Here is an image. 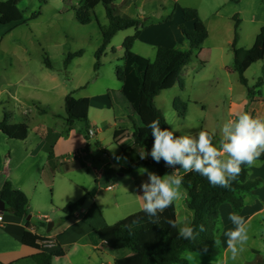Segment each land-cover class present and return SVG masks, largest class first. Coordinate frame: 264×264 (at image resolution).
<instances>
[{
    "label": "rangeland",
    "instance_id": "obj_1",
    "mask_svg": "<svg viewBox=\"0 0 264 264\" xmlns=\"http://www.w3.org/2000/svg\"><path fill=\"white\" fill-rule=\"evenodd\" d=\"M81 1L20 0L19 8L25 19L31 18L33 14L38 12H41V15L36 20L16 27L12 31L13 33H9L4 41V45L9 49H12L13 45L20 47V53H14V56L30 58L32 61L30 72L34 75L40 76V70H43L59 77L60 84H52L50 92L44 93L39 89L30 92L33 98H37L36 101L41 102L43 108L65 117V97L67 95L76 92L73 95L76 99L82 98L81 96L84 95H90L98 101L101 96L109 95L108 100L110 99L112 107L109 106L103 110L100 109L102 107L99 104H96L91 107L88 117L90 129L105 128L104 133L99 135L101 141L96 136L86 139V124L84 122H77L74 128L68 132L71 138L66 151H74L77 152V156L80 155L79 158H74L71 155L74 160L61 166V171H69L67 175L69 178L80 177L78 170L81 171L82 177H87L84 171L87 162H91L95 168L101 169L103 164H111L113 160H117L116 157H119L118 144L131 139L135 127L141 125L138 116L121 94L122 84L116 76V68L123 66V43L128 36L135 34V29L121 31L113 38L101 59V67L95 71V55L103 41L100 27L108 26L109 19L105 7L100 4L94 10L92 22L88 25H81L77 22L73 10V7L79 5ZM210 3L211 0H182L179 6L190 5L198 9L200 15L205 18L209 12ZM112 8L115 15L123 18L141 19L142 25L148 28L150 35H152L153 30L157 31L165 27L168 16H174L175 23L179 19V10L174 9L168 0H117L113 3ZM240 8L250 11V14L249 16L245 14L238 16V20H241L239 34L241 35V45H243V48L238 49H249L245 47L252 39L250 37L258 32L257 26L259 24L262 25L261 27L264 26V0H233L232 3H228L221 9L219 17L229 16V14ZM252 12L258 15L254 24L248 19L251 17ZM228 23L224 20L219 28L213 29L210 41L205 45L204 50L194 51L191 64L185 67L181 74L184 88H181L178 84L175 88L160 93L155 100L156 106L161 110L170 127L181 130L177 135L185 133L194 135L196 132L204 130L213 135V143L217 146L220 140L219 129L228 119H233L242 112L250 113L254 117L264 118V84L258 89H254L259 79L263 77L264 60L252 65L245 74L249 88L254 89L255 98L260 100V102L254 103L249 97L247 89L240 84L239 75L234 70L232 46L224 41L223 34H221V30H225L229 26ZM234 23H236L235 20ZM5 32H9V29H6ZM162 40V38L138 40L134 45L133 52L154 61L158 47L156 42H162ZM170 44L174 48L189 49V44L184 37L182 43L174 40ZM209 44L213 48L211 60L205 59L207 48H211L208 46ZM80 50L84 51V55L81 58L74 59L66 67L65 60L67 56ZM8 55L11 54L0 50V58ZM44 57L50 59L53 66L52 70H48L44 65ZM22 90L26 93L29 92L24 87H22ZM176 98H180L186 104V116L183 119L178 116L173 108ZM105 102L107 105V100ZM29 105L31 106L28 111L35 113L36 118L42 120L46 125L45 127L42 123L41 133L44 132V129H47L45 135L47 133H52L54 136L56 134L67 135L64 118L55 117L52 113L40 116L35 105L31 102ZM13 114L15 116L17 114V117H19L20 112L15 109ZM115 117L117 127L114 126ZM38 128V125L32 124L30 129V131L32 130V139L36 135L40 136V133L36 134ZM120 128L123 130V135L117 140L115 131H119ZM5 141L8 146L23 147L17 140ZM97 144L103 146L106 152L98 150ZM87 145L92 147V155L89 157H85L81 153L82 151L86 152ZM83 146L85 148L81 149ZM4 150L7 157L11 149L6 146ZM150 151L146 150V152ZM147 159L153 160L151 156H148ZM119 161H116V164ZM114 168H117L114 174L116 182L121 181L118 176V174L123 173L121 172V165L114 166ZM172 171L174 169L169 168L167 174H171ZM90 172L93 173V170ZM259 173L263 174L264 172L260 171ZM252 174H254V166L250 168L249 177ZM60 185L58 174L57 178H54V190L49 191V202H54L53 204L56 206L61 204ZM89 186H95V182H90ZM180 191L181 196L176 201L178 203L179 225H182L187 220L185 211L189 213L191 210L187 206H183V197L187 193L186 190L181 186ZM90 192H92V188ZM99 192L101 196L107 197V193L102 187H100ZM243 198L245 204H250L255 199L264 204V185L259 187V192L253 190L243 193ZM62 209V207L56 208L55 212L50 214L51 219L46 223L55 222V230L59 229L65 222V214ZM227 220L229 221L228 217ZM37 221L35 215L32 220L33 225L46 234L47 227L40 226ZM226 224V216H221L216 226L215 237H219L221 241L216 255L211 256L188 251L183 254V257L188 260L189 264H247L256 260L257 253L264 258V212L256 215L248 224L249 240L244 246V251L236 259H232L231 254L227 251L226 237L223 235L226 231ZM102 251L104 253L99 255L104 262L110 261L114 264H138L139 262V255L130 250L113 251L107 248Z\"/></svg>",
    "mask_w": 264,
    "mask_h": 264
},
{
    "label": "trees",
    "instance_id": "obj_2",
    "mask_svg": "<svg viewBox=\"0 0 264 264\" xmlns=\"http://www.w3.org/2000/svg\"><path fill=\"white\" fill-rule=\"evenodd\" d=\"M115 1L117 0H84L79 7H73V10L77 22L81 25H88L92 22L94 10L100 4L106 9L109 25L100 27L103 41L95 55V71L101 67V59L113 38L121 31L136 30L134 35L125 39L123 43V66L116 68L117 79L122 84L121 94L141 122L139 127H135L132 138L125 140L120 146L119 157L126 159L128 165L126 169H121V172L127 174L140 168H152V172L163 176L167 168L163 160L156 163L154 160L140 158L142 152L151 150L153 146L151 130L146 125L152 120L158 119L162 128H171L161 110L156 106L155 100L160 93L171 90L178 84L181 88H184L181 78L182 71L184 67L192 62L194 51L204 50L203 45L209 37L208 28L201 19L198 9L193 7L183 8V21L184 23H192V28L181 24L179 30L182 36L186 38L189 49L158 46L155 60L151 61L133 52L134 45L142 34L141 20L115 15L112 8ZM40 15L41 12H38L33 14L31 18L25 19L19 8V0L0 1V24L2 26L12 24L21 26L36 20ZM234 20L236 22L235 39L232 45L234 70L239 75L240 84L247 89L249 97L254 101L256 96L254 89H258L264 84V67L263 77L259 79L254 89L249 88L245 74L252 65L264 60V26L261 27L251 48L238 49L240 21L238 18ZM83 55V50L70 53L65 60V66L68 67L74 59L81 58ZM44 64L48 69H53L48 57H44ZM90 105L91 100L88 97L76 99L73 94L65 97L66 116L64 119L67 131L70 132L77 122H84L86 124L85 137L87 140L90 139V127L88 125ZM36 107L40 114L44 115L50 112L43 108L40 103H37ZM173 108L180 118H185L186 104L180 98L175 99ZM0 131L8 138L17 141H25L29 135V127L25 123L14 125L2 123ZM96 146L99 147L98 144ZM89 149L90 145H87L85 150L89 151ZM53 157L54 154L51 152L50 160ZM258 161L264 162V154L261 155ZM241 167L242 171L239 177L232 182L229 189L212 186L207 178L196 172L182 175V187L187 192V205L193 212L191 223L197 230L201 224L206 229L199 234L195 241L179 238L178 228H172L167 224L166 221L170 219L178 222L174 203L160 214L158 224L152 223L147 214L141 211L105 228H94L91 233L92 238L96 244H103L111 250H130L137 253L139 255L138 264H189L188 260L183 257V254L188 251L215 256L219 249L214 244V238L216 236V226L220 220L221 206L228 203L232 205L234 212L240 213L245 206L243 193L256 190L264 185L263 178L249 179V167L246 165ZM113 173L115 172L110 166L105 167V175L108 176ZM87 196H90V194L85 191V195L81 199L68 203L62 209L65 214V221L75 218L76 213L83 208ZM0 198L5 202L8 211L16 217L27 218L29 216L27 210L29 205L28 196L23 191L15 189L10 181H6L1 187ZM43 226L48 229V224ZM30 228L31 224L27 222L22 243L37 250V252L31 257L21 260H26L27 264H52L55 258L65 256V250L59 248L47 252L42 245V242L47 239L32 233ZM248 264H264V260Z\"/></svg>",
    "mask_w": 264,
    "mask_h": 264
},
{
    "label": "crops",
    "instance_id": "obj_3",
    "mask_svg": "<svg viewBox=\"0 0 264 264\" xmlns=\"http://www.w3.org/2000/svg\"><path fill=\"white\" fill-rule=\"evenodd\" d=\"M83 1L84 0H82L79 5L75 7H79ZM168 1L174 7V9L179 10L178 22L175 23L174 16H168L165 27L157 31L153 30L152 35H150L151 33L148 32V28L144 27L141 21L142 34L138 40H143L146 38H162V42H156V44L158 46L166 47H173V45L170 43L174 40L180 41L182 43L183 36L179 32V26L181 24H185L188 28H192V23H184L182 9L191 6L187 4L184 6H179L180 1L182 0ZM232 2L233 0H211L209 12L206 17L203 18L200 15V17L204 20L209 32V37L204 43L203 48L210 41L213 29L219 28L223 24L224 20L229 22V26L226 27L225 30H221V34H223L224 41L228 45H233L235 39L234 19L244 14L249 16L250 11L240 8L229 14V16L219 17L221 9L228 3ZM257 18L258 15L252 12L251 17L248 19L252 24H254ZM261 26L262 25L260 24L257 26L258 32ZM16 27L18 26L14 24L8 26H2L0 24V50L2 52L11 54L6 57L1 56L0 58V125L2 123H6L7 125L25 123L29 127V135L25 141H19L23 147H15L12 145H6L5 140L12 141V139L8 138L0 131V190L6 181H10L15 189L23 191L29 199L27 210L28 215L31 218L29 220V216L27 218H19L9 211L3 213L4 223L0 224V264H12L14 262H17L16 264H27L26 260L21 259L28 258L36 254L37 250L25 246L22 243L27 222H30L31 224L30 230L32 233L44 239H51L57 244V248L65 250V256L55 258L52 264H114L110 261L104 262L102 260L99 254L104 253L102 250L107 249V247H105L103 244H96L91 233L94 228H105L106 226L116 224L117 222L142 211L143 202L137 195L143 194L140 189V185L148 180V175L147 173L141 175L139 173V169H137L131 173L118 174V176L121 178V181L116 182L117 180L114 178V174L116 173L117 168H114V166L116 167L117 165H121V169H126L128 166L127 160L122 158L117 164V160H113L111 164H103L101 169H97L92 165L91 162H87L85 164L86 168H84L87 177H82L80 170H78L80 177L76 178L67 177L69 173L68 170L61 171V166L63 164L66 162H72L74 160L73 157L79 158L80 156H77V152L66 151L68 150L71 136L68 135L67 130H65V132H67L66 136H62V134H56L54 136L52 133H47L45 135L44 133L47 131V129H44V132L41 133V128L43 124L45 125V123L42 120L37 119L35 113L28 111L29 107L31 106L29 105L30 102L35 105L36 109L37 103L41 104V102L36 101L37 98L32 97L30 92H34L36 89L42 90L44 93L50 92L52 84L59 85L60 79L59 77L54 76L52 73H48L49 71L43 70H40V76L34 75L32 72H30V65L32 61L29 57H17L13 55L14 53H20V47L13 45V48L9 49L4 45L5 38L9 35V33H13L12 31H14ZM6 29H9V32H5ZM258 32L254 34V36L250 37L252 39L245 48H251L253 46ZM154 35L158 37H155ZM208 46L211 48H207L205 59L211 60L213 56V48L211 44ZM237 48H243V45H241L240 34L237 42ZM22 87L29 90V92L26 93L24 90H22ZM75 93L76 92H73L71 94L74 95ZM81 97L90 98V111L91 107L96 104H99L102 107L100 109L103 110L106 107H112L110 99L108 100V94L101 96L99 101L90 95H84ZM104 98H107L105 99L108 102L107 105ZM258 102H260V100L254 97V103ZM15 109L20 112L19 117H17V114L16 116L13 114V110L15 111ZM49 113H52L55 117L64 118L58 114H55L54 112L50 111ZM38 114L40 116L43 115L40 114L39 111ZM114 120V126L117 127L118 125L116 117ZM32 124L38 125L39 128L36 130V134L40 133V136L36 135L34 139L31 138L32 130L30 131ZM104 129V127L100 129L96 127V137L100 141L101 139L99 138V135L104 133ZM122 132V128H120L119 131H115V137L117 140L121 135H123ZM116 134H118V136H116ZM123 142L118 144L119 153L121 151L120 146ZM6 146L11 149V152H9L7 157L4 154V148ZM84 148L85 147L83 146L81 149ZM91 149L92 147L90 146L89 151H82L81 153L83 156L89 157L92 155ZM97 149L106 152L105 148L101 145H99ZM51 152L54 154L52 160H50ZM148 160L152 161L151 159ZM125 164L127 166H124ZM106 166H110L115 173L108 176L105 175L104 169ZM168 169L169 167L166 168L165 174H167ZM92 170L93 173L90 172ZM147 170L152 172L153 169L149 168ZM260 171L264 172V162L257 161L254 165V174H252L249 179H254L257 177H262L264 179V173H259ZM58 174L60 176L61 184L59 186L61 199V204H59L60 206L54 205V202H49V191L53 189L54 178L56 179ZM178 174L182 176L185 173L183 170L179 169ZM92 181L95 182V186L93 187L89 186L90 182ZM109 186H112L111 190L108 189ZM100 187H102L107 193V197L101 196L99 192ZM91 188L92 192H90ZM85 191H87L90 196H87L83 208L76 213L74 219L69 220L68 222L65 221L64 223L66 224L63 223L59 229L55 230L56 226L54 222V228L52 232L49 233L47 230V233L45 234L33 225L32 220L35 215L38 219L37 223L40 226H43L47 223L45 217L50 220V214L54 213L56 208H64L68 203L81 199L85 195ZM255 191L259 192V188ZM183 203V206L188 207L187 193L183 197ZM174 204L176 206L177 218L179 222L177 201H175ZM231 212H234V209L232 205L228 203L222 205L220 208V217L226 216V230L234 227L231 222L227 220L228 214ZM262 212H264V204H262L260 200L255 199L250 204H245L243 210L238 214L244 217L247 223L250 224L254 217ZM185 215L187 217V221L192 222V211L189 213L185 211ZM45 250L47 252L53 251L46 248ZM263 260V256L257 253V258L254 262Z\"/></svg>",
    "mask_w": 264,
    "mask_h": 264
},
{
    "label": "clouds",
    "instance_id": "obj_4",
    "mask_svg": "<svg viewBox=\"0 0 264 264\" xmlns=\"http://www.w3.org/2000/svg\"><path fill=\"white\" fill-rule=\"evenodd\" d=\"M146 127L151 130L153 146L150 152H142L141 159L148 156L159 163L161 160L174 171L163 176L140 168L139 173H147L148 180L140 185L142 195H137L142 203V211L147 214L152 223L158 224L160 214L169 208L181 196L183 176L178 174L182 169L185 174L196 172L207 178L212 186L229 189L242 171V165L251 168L264 154V118L254 117L242 112L233 119H228L220 127L218 146L213 143V135L200 130L194 135L181 134L178 128L161 127L158 119L149 122ZM117 161L121 158L116 157ZM179 166V167H177ZM228 219L234 226L224 231L227 251L232 259H236L244 251L249 240L248 223L236 212L228 214ZM172 228H178V236L184 240L195 241L206 229L203 224L197 228L184 221L178 227L175 220H167ZM214 244H221L219 237L214 238Z\"/></svg>",
    "mask_w": 264,
    "mask_h": 264
},
{
    "label": "built area",
    "instance_id": "obj_5",
    "mask_svg": "<svg viewBox=\"0 0 264 264\" xmlns=\"http://www.w3.org/2000/svg\"><path fill=\"white\" fill-rule=\"evenodd\" d=\"M96 136V130L94 129H90L89 130V137H95ZM109 190L112 189V186H109L108 187ZM45 220L46 221H49V219L47 217H45ZM4 223V217H3V214L0 213V224H3ZM42 245L44 247V249H50V250H54L57 248V244L52 241L51 239H47L45 241L42 242Z\"/></svg>",
    "mask_w": 264,
    "mask_h": 264
},
{
    "label": "water",
    "instance_id": "obj_6",
    "mask_svg": "<svg viewBox=\"0 0 264 264\" xmlns=\"http://www.w3.org/2000/svg\"><path fill=\"white\" fill-rule=\"evenodd\" d=\"M7 211H8V209H7V207H6L5 202L2 201L1 198H0V213L3 214V213H5V212H7ZM30 218H31V217L29 216V217H28V220H29ZM53 228H54V222H49V223H48V229H47L48 232H49V233L52 232Z\"/></svg>",
    "mask_w": 264,
    "mask_h": 264
}]
</instances>
